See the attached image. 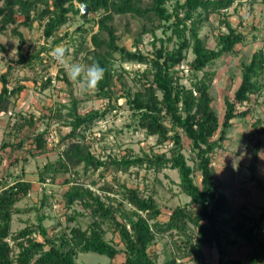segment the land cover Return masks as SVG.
Listing matches in <instances>:
<instances>
[{
	"label": "trees",
	"instance_id": "trees-1",
	"mask_svg": "<svg viewBox=\"0 0 264 264\" xmlns=\"http://www.w3.org/2000/svg\"><path fill=\"white\" fill-rule=\"evenodd\" d=\"M79 1L89 6L90 11H100L95 20L98 30L90 34L94 50L90 65L98 62L105 68V75L95 93L88 97L106 99L107 104L81 112V101L74 96L71 87L73 82L61 69L70 91V102L58 103L50 110L48 118L49 124L62 122L70 130L61 135L58 156L40 169L39 180L44 181L47 175L53 179L63 176L69 184L64 192L65 207L77 204L93 220L88 228L76 225L69 233L61 231L51 237L41 222L43 218L39 217L37 225H28L12 234L13 214L22 211L16 204L27 194L32 183L15 174L9 178L0 174V186L3 187L0 191V264H79L77 253L89 251L110 257L111 262L107 264H181L185 259L207 264L205 248H216L217 264H264V231L261 229L264 206L258 216L243 212L235 215L237 210L221 190L214 163L233 121L236 118L246 120L252 114L253 104L264 89V43L252 52L248 62H240V80L232 97L224 96L222 119L213 105L214 72L205 70L224 54H236L237 45L247 41V35L232 27L226 17L227 10L242 4V0H174L171 6L167 5V0ZM256 1L249 3L252 6ZM79 13L88 19L79 7H75L74 0H0V33L7 34L10 30L19 41L17 57L5 60V68L0 72V114L13 117V113L15 116L0 140V168L8 152L11 153L9 163L17 165L20 150L34 156L46 152L49 147L48 126L39 130L34 113L13 112L30 78L15 75L16 70L35 71L39 64H44L41 52L46 50L45 47L37 51L23 50L26 39L20 27L30 28L38 22L43 26L44 36L53 37V43H58L63 40L59 35L60 28ZM214 13L219 15V22L228 32H219L216 46L212 48L200 30ZM128 14L141 23L135 31V46L143 42L145 33H151L153 47L150 52L145 53L137 47L129 49L119 43L115 16ZM161 27L171 30L166 43L156 35V30ZM252 30L258 29L252 26ZM82 31L83 36L88 32ZM127 31H130L128 23ZM157 41L161 44L157 45ZM170 42H173L172 46ZM189 50L193 58L187 63L191 73L187 86L182 81L185 74L182 66ZM6 51V44L0 42V53ZM124 63L143 66L134 72L136 82L133 87H126L125 72L128 71L117 66ZM51 80L47 77L41 85L48 86ZM121 98H125L133 124L148 136H155L156 141L139 153L128 151L121 157L104 160L93 153L86 130L103 119ZM251 126L255 142L249 168L251 178L255 179L264 117L257 118ZM184 138L189 140V154L184 151ZM27 142L29 147L26 149ZM162 146L168 147L162 151L156 149ZM109 164L122 171L133 166L154 172L176 169L180 190L189 197V202L177 205L167 219H162V207L154 192L144 193L139 186H129L114 178L105 188L115 195L102 197L88 184L73 183L81 172L89 177ZM259 187L264 191V184ZM108 230L119 239H107ZM36 232L42 240L33 237ZM159 237H166L169 246L163 251L165 257L162 260V251L155 247ZM12 242L19 246L17 254L13 253ZM242 245L248 246L244 256L233 257L231 249ZM118 255L122 259L113 262Z\"/></svg>",
	"mask_w": 264,
	"mask_h": 264
},
{
	"label": "rangeland",
	"instance_id": "rangeland-1",
	"mask_svg": "<svg viewBox=\"0 0 264 264\" xmlns=\"http://www.w3.org/2000/svg\"><path fill=\"white\" fill-rule=\"evenodd\" d=\"M174 0H167V5L171 6ZM250 0H242V4L235 5L229 8L226 12L227 20L232 27L238 31L244 32L247 35V41L237 45L236 54H224L216 63L205 68L214 72V78L211 85V93L214 96L213 105L216 108L220 119L224 114V96L232 97L240 80V62L249 61L252 52L258 49L264 43V0H257L253 5H250ZM75 7L81 9L82 4L79 0H74ZM100 15V11H90L88 8V19H84L81 14H76L73 19L60 28V34L63 40L58 43H53L54 38H46L43 34V26L38 22H34L32 27H20L23 32L26 43L23 50L37 51L42 50L41 56L45 58L44 64H39L35 71L21 68L16 70L17 76H29L26 81V89L19 97L18 104L13 110L14 113L23 111L26 113H34L38 119L39 130L49 127L50 130L56 129L58 142L48 143L46 152L39 155H32L26 150L17 152V165L9 163L10 152L6 154L5 160L0 168V174L6 175L8 178L13 174L22 177L32 183L27 194L16 205L22 211L14 213L12 217V234L28 225H37L39 217L44 227L47 228L48 234L53 237L61 231L70 232L72 227L76 225L83 229L88 228L93 218L88 212H85L79 205L74 204L70 208L65 207L64 192L69 188V184L65 183L64 177L53 179L50 175L45 176L49 179L47 185H42L39 180V171L44 164L49 160H54L61 149L59 146L60 137L67 133L70 128L62 122L50 123L48 115L50 110L55 108L58 103H69L71 98L68 86L65 84L62 74L66 72L64 66L56 61L53 55V49L56 45L64 43L69 48L67 60L70 63H80L85 68L90 65L94 55L93 47L90 43V34L98 30V24L95 20ZM117 33L120 34L119 43L129 49L136 47L147 53L152 50V35L145 33L143 42L135 46V31L141 26L140 21L134 19L131 15H116L115 21ZM127 23L130 31H127ZM252 26H256L258 30H252ZM85 29L87 34L83 36ZM219 32H228L227 27L219 22V15L211 14L209 19L204 22L201 27V36L207 39L208 46L214 48L216 46V35ZM171 30L158 28L156 30L157 37L163 38L165 43ZM85 37V40L83 39ZM0 42L6 44L7 51L0 53V72L5 68V60L17 57L18 39L10 33H0ZM161 42L157 41V45ZM172 46L173 42L169 43ZM86 47V48H82ZM193 58L191 50L188 51L186 59L183 61L184 77L183 83L190 85V71L187 69V63ZM119 69L124 68L126 87L135 86L134 72L142 69L143 66L136 63L117 64ZM61 69L64 72H61ZM202 72H199L201 75ZM68 75V74H67ZM47 77H51V84L42 86L41 83ZM69 77V76H68ZM37 79V82L34 81ZM70 79V78H69ZM71 80V79H70ZM72 81V80H71ZM73 94L81 101V112L90 109L102 108L107 104L106 99L92 98L88 95L94 94L95 90H88L84 86L82 79L72 81ZM120 88V83H117ZM253 112L246 119L236 118L233 122V127L228 132V138L223 146L217 150L214 157V163L217 167L218 176L221 181V190L224 191L232 206L237 212H243L248 216H258L264 206V191L259 187V184H264V135H259L262 141L255 179L251 178V170L249 168L251 160V149L255 142L253 136V127L251 124L257 118L264 117V89L258 96L257 101L253 104ZM9 114H0V140L4 136V131L8 130L15 116ZM86 139L91 143L93 153L104 160H109L111 157H121L128 151L136 153L143 149H148L153 146L156 141L155 136H148L145 131L137 127L132 122L131 112L125 102V98L119 99L115 108L110 110L103 119L97 122L86 130ZM26 143V149L29 147ZM58 145V146H57ZM169 145V144H167ZM168 146L156 147L162 151ZM185 153L189 154L190 144L187 138H184ZM16 153V152H15ZM13 157V156H12ZM26 158V159H24ZM10 172V175H9ZM12 173V174H11ZM79 179L73 180V183L83 182L90 184L94 193L114 196V193H109L106 190L107 184L114 181V178L121 182L127 183L129 186H139L144 193L154 192L155 197L162 207V219H167L171 210L177 205H182L189 202V197L183 194L179 186V175L176 169L164 168L159 172L146 170L137 166L131 167L127 171L116 170L113 165L109 164L106 169H98L93 175L85 177L80 173ZM95 181V184L92 183ZM78 211V213H77ZM81 211V212H79ZM74 220L70 221V219ZM107 227V226H106ZM261 229L264 231V223ZM34 238L42 240V236L38 232L32 234ZM107 239L117 241L119 238L111 230L106 233ZM167 238H158L155 247L160 253V260L165 257L166 251L169 249ZM13 253L17 254L19 246L12 242ZM248 250L247 245L237 246L231 249L233 257L242 258ZM205 256L207 264H217L216 248H205ZM122 259L118 255L113 262H119ZM76 261L79 264H107L111 262V258L105 254L97 252H78ZM181 264H196L194 261L185 259Z\"/></svg>",
	"mask_w": 264,
	"mask_h": 264
},
{
	"label": "clouds",
	"instance_id": "clouds-1",
	"mask_svg": "<svg viewBox=\"0 0 264 264\" xmlns=\"http://www.w3.org/2000/svg\"><path fill=\"white\" fill-rule=\"evenodd\" d=\"M69 51V48L64 43H60L53 49L54 58L64 66L72 81H79L82 79L86 89L95 90L100 81L104 78L105 68H103L98 62L93 63L86 68L80 63H70L67 60ZM262 171H264V166H262Z\"/></svg>",
	"mask_w": 264,
	"mask_h": 264
},
{
	"label": "built area",
	"instance_id": "built-area-1",
	"mask_svg": "<svg viewBox=\"0 0 264 264\" xmlns=\"http://www.w3.org/2000/svg\"><path fill=\"white\" fill-rule=\"evenodd\" d=\"M47 141L49 144H52L53 142H58L57 139V131L56 129L54 130H50L48 131L47 135H46ZM49 179H45L44 181H42V185H47ZM11 183V182H10ZM88 186L92 189V190H96L97 192H99L97 189L93 188L90 184H88ZM3 189V187L0 186V191Z\"/></svg>",
	"mask_w": 264,
	"mask_h": 264
},
{
	"label": "water",
	"instance_id": "water-1",
	"mask_svg": "<svg viewBox=\"0 0 264 264\" xmlns=\"http://www.w3.org/2000/svg\"><path fill=\"white\" fill-rule=\"evenodd\" d=\"M88 8L89 6L85 5V4H82V7H81V12L85 15L88 14Z\"/></svg>",
	"mask_w": 264,
	"mask_h": 264
}]
</instances>
